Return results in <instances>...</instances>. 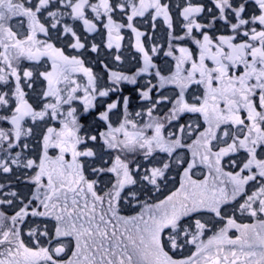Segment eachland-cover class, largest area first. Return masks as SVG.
Here are the masks:
<instances>
[{
    "label": "snow or ice",
    "instance_id": "6c2138e0",
    "mask_svg": "<svg viewBox=\"0 0 264 264\" xmlns=\"http://www.w3.org/2000/svg\"><path fill=\"white\" fill-rule=\"evenodd\" d=\"M0 264H264V0H0Z\"/></svg>",
    "mask_w": 264,
    "mask_h": 264
}]
</instances>
